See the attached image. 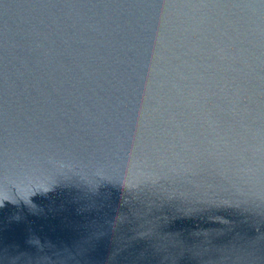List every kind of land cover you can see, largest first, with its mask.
<instances>
[{
    "label": "water",
    "instance_id": "water-1",
    "mask_svg": "<svg viewBox=\"0 0 264 264\" xmlns=\"http://www.w3.org/2000/svg\"><path fill=\"white\" fill-rule=\"evenodd\" d=\"M0 264H264V0H0Z\"/></svg>",
    "mask_w": 264,
    "mask_h": 264
}]
</instances>
